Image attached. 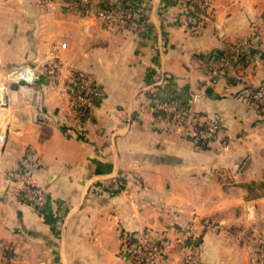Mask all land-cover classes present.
<instances>
[{
    "label": "crops",
    "instance_id": "obj_1",
    "mask_svg": "<svg viewBox=\"0 0 264 264\" xmlns=\"http://www.w3.org/2000/svg\"><path fill=\"white\" fill-rule=\"evenodd\" d=\"M137 24L86 14L77 0H0V264H129L121 234L172 238L192 227L199 264H264V0H93ZM65 43V47L61 44ZM243 53L213 76L210 65ZM102 92L78 111L73 78ZM172 95L225 130L200 148L152 95ZM14 175L46 190L29 204ZM159 264H183L178 246Z\"/></svg>",
    "mask_w": 264,
    "mask_h": 264
},
{
    "label": "built area",
    "instance_id": "obj_2",
    "mask_svg": "<svg viewBox=\"0 0 264 264\" xmlns=\"http://www.w3.org/2000/svg\"><path fill=\"white\" fill-rule=\"evenodd\" d=\"M79 7L86 14H93L105 21L116 18L119 21L136 25L134 19L127 17L125 11L115 7H96L93 0H77ZM188 6L192 10H197L196 16L191 17V24L202 26L208 22L213 14L211 0H188ZM66 44L62 43L61 47ZM242 50H230L224 54L221 60L213 61L210 65V72L213 76H219L223 72V67L230 62L237 61ZM33 80V71L29 66H19L6 71L0 77V104L3 103L2 92L4 85L8 82H26ZM71 100L74 108L82 113H87L93 109L97 101L102 97V92L82 76L73 78L70 87ZM151 113H163L169 121L176 126L183 137L188 138L194 144H204L219 141L225 134L222 122L216 117L202 115L191 107L178 100L172 95L161 96L154 94L148 104ZM18 182L22 196L25 200L36 208H43L47 202V193L43 188L35 185L27 178L14 175ZM173 246H178L183 252V264H199V244L197 236L192 227H181L177 229L176 236L172 238L157 237L153 230L144 229L138 233L123 232L121 234L118 255L129 261V264H159L161 260L168 257L169 250Z\"/></svg>",
    "mask_w": 264,
    "mask_h": 264
},
{
    "label": "trees",
    "instance_id": "obj_3",
    "mask_svg": "<svg viewBox=\"0 0 264 264\" xmlns=\"http://www.w3.org/2000/svg\"><path fill=\"white\" fill-rule=\"evenodd\" d=\"M196 13H197V10H190L189 11V16H191V17H195L196 16ZM197 146H199L200 148H206L207 146L206 145H204V144H202V143H200V144H196Z\"/></svg>",
    "mask_w": 264,
    "mask_h": 264
}]
</instances>
